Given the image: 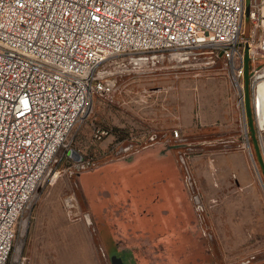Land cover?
Wrapping results in <instances>:
<instances>
[{
  "label": "rangeland",
  "instance_id": "rangeland-1",
  "mask_svg": "<svg viewBox=\"0 0 264 264\" xmlns=\"http://www.w3.org/2000/svg\"><path fill=\"white\" fill-rule=\"evenodd\" d=\"M263 1L257 0L258 7ZM250 6L247 0V9ZM254 28L246 13L244 39ZM263 31L261 23L257 37ZM250 68L248 59L241 86L222 61L200 72L181 70L178 75L147 68L119 79L121 94L116 103L94 98L21 216L8 264H112L107 243L111 238L135 264H240L249 260L264 264V171L260 162V158L264 162V130L256 109L264 61L257 62L255 74ZM248 91L254 134L246 102L245 109L242 102ZM153 136L162 151L174 155L180 173L158 176L163 178V198L172 204L168 209L176 225L164 236L161 232L156 238L153 235L152 243L147 238L146 244H134L131 240L136 234L130 235L127 224L133 220V227H145V218L137 214L147 217L160 211L148 213L130 201L135 189L140 193L141 184L147 183L141 180L147 175L94 172L128 163L138 152L142 155L155 146ZM180 150L190 155V169L204 203L199 212L184 187ZM71 151L93 165L78 167ZM188 213L191 227L179 223Z\"/></svg>",
  "mask_w": 264,
  "mask_h": 264
},
{
  "label": "built area",
  "instance_id": "built-area-1",
  "mask_svg": "<svg viewBox=\"0 0 264 264\" xmlns=\"http://www.w3.org/2000/svg\"><path fill=\"white\" fill-rule=\"evenodd\" d=\"M262 5L251 0L255 28L244 39L247 0H0V264H8L21 216L94 98L116 103L119 79L130 73L178 75L218 61L241 86L247 60L254 74L264 61ZM242 102L245 109V93ZM184 150V187L199 212L204 203Z\"/></svg>",
  "mask_w": 264,
  "mask_h": 264
},
{
  "label": "crops",
  "instance_id": "crops-1",
  "mask_svg": "<svg viewBox=\"0 0 264 264\" xmlns=\"http://www.w3.org/2000/svg\"><path fill=\"white\" fill-rule=\"evenodd\" d=\"M160 145L162 144L145 149L146 152L142 155L140 154L142 151L138 152L140 156L136 154L133 158L131 157L132 159L128 161V163L119 162L111 166L102 167L100 170L96 171V173L94 172V175H180L174 155L168 151L166 152V149L164 148H162V151ZM139 159L142 161H139ZM144 180H146V178ZM173 193L174 190L171 189V198ZM160 210L159 216L155 217V215H157L155 213L153 217H149L151 221L147 224V227L150 230L147 231L148 237L146 238H149L148 240H150V238L153 240V235L154 237H158L160 232L163 236L166 235L167 232L176 225V221L171 220V217H174L172 214H169L168 208ZM152 229H154V231L151 232Z\"/></svg>",
  "mask_w": 264,
  "mask_h": 264
},
{
  "label": "trees",
  "instance_id": "trees-1",
  "mask_svg": "<svg viewBox=\"0 0 264 264\" xmlns=\"http://www.w3.org/2000/svg\"><path fill=\"white\" fill-rule=\"evenodd\" d=\"M144 179H145V177H144ZM144 179L142 178L141 180L144 181ZM146 182L147 183L143 182L144 185L141 184V188L138 189V190H140V193H137V189H135V191L132 194L134 197L130 201H135L138 204H141L140 207L142 206L144 208V210L148 213H150L149 210H152V209H158L159 210V208L160 209H167L168 207H170L172 205L168 201V199L165 201L163 198V195L165 194L164 190L162 189L163 185H161L159 182H156V181L153 184H150L151 181L148 179H146ZM154 184H156V185H154ZM167 202H169V203H167ZM156 214L157 215H155V213H153V214L151 213V216H147V217L141 216V214H137V215H139L138 217H140V218H145L143 220L146 221V223L148 224L151 221L149 217H153V215H155V217L159 216V211ZM147 219H149V220H147ZM131 222L132 223L127 222V223H129V224H127V225H129L128 228L130 230H132L131 231L132 234H130V235L136 234V236L135 237L133 236V238L131 240L132 243L135 244L137 241H139V242H137L138 244L139 243L141 244L143 242H145L144 244H146L147 242L145 241V239H147L146 237H148V232L146 231V229L148 227L147 226H145V227L134 226L133 227V220ZM191 222L192 221H189V213H188L187 217L185 218V220L179 221V223L185 224L188 227H191ZM129 229H127V230L129 231ZM133 232H134V234H133ZM142 239H144V241ZM149 241H150V243H152V242H154V239L151 240V238H150ZM202 246H204V244Z\"/></svg>",
  "mask_w": 264,
  "mask_h": 264
},
{
  "label": "water",
  "instance_id": "water-1",
  "mask_svg": "<svg viewBox=\"0 0 264 264\" xmlns=\"http://www.w3.org/2000/svg\"><path fill=\"white\" fill-rule=\"evenodd\" d=\"M246 13L249 15L250 9H247ZM247 84H248V77H247ZM246 101H247V111H248V118H249L250 128L252 129V133L254 134L255 133V127H254V120H253V114H252V109H251L249 91L246 93ZM69 155H70V157L76 156L78 162H83L84 161V159L82 157H78L74 153V151H71ZM260 162L263 165V171H264V162H263L262 158H260ZM158 176H160V175H147V176H145V178L151 181L150 184H153L156 180H157L156 182H159L160 184H162L161 182H162L163 178L162 177H158ZM154 185H156V184H154ZM175 216H176V218L178 220L180 219L179 214H175ZM107 243H108V250H109V253H110V259H111L112 264H126L125 261H124V258L122 256V253L120 251L119 242L114 240L113 238H111V239H109V241H107Z\"/></svg>",
  "mask_w": 264,
  "mask_h": 264
},
{
  "label": "bare ground",
  "instance_id": "bare-ground-1",
  "mask_svg": "<svg viewBox=\"0 0 264 264\" xmlns=\"http://www.w3.org/2000/svg\"><path fill=\"white\" fill-rule=\"evenodd\" d=\"M261 78H264V73ZM256 109L259 115V125L264 130V82H262L257 90Z\"/></svg>",
  "mask_w": 264,
  "mask_h": 264
},
{
  "label": "flooded vegetation",
  "instance_id": "flooded-vegetation-1",
  "mask_svg": "<svg viewBox=\"0 0 264 264\" xmlns=\"http://www.w3.org/2000/svg\"><path fill=\"white\" fill-rule=\"evenodd\" d=\"M125 249V248H124ZM122 256L124 258V261L126 264H135L134 259L129 255V253H122Z\"/></svg>",
  "mask_w": 264,
  "mask_h": 264
}]
</instances>
